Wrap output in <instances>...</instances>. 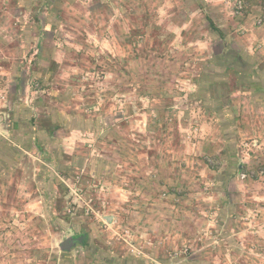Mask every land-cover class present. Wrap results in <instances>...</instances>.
Listing matches in <instances>:
<instances>
[{
  "label": "crops",
  "instance_id": "obj_1",
  "mask_svg": "<svg viewBox=\"0 0 264 264\" xmlns=\"http://www.w3.org/2000/svg\"><path fill=\"white\" fill-rule=\"evenodd\" d=\"M205 1L210 10L197 27L198 12L181 11L177 0H0V179L8 167L14 171L0 181L2 191L23 171L22 148L34 145L50 161L65 159L57 132L81 131L69 125L80 117L92 122L116 167L124 161L126 177L140 183L146 198L161 189L184 197L146 203L140 231L129 223L126 251L107 250L115 263L133 259L130 247L142 245L141 264H162L208 224L221 250L197 243L189 260L171 257L168 264H264V173L242 180L243 165L236 164L241 158L264 169V0H240V10L234 0ZM93 38L113 57L112 66L123 68L122 75L112 68L106 83L109 94L122 96L128 121L116 103L90 113L72 98L79 74L100 64ZM29 48L37 50L31 71L21 65ZM174 48L180 52L168 61ZM37 72L55 103H27L28 77ZM204 183L211 185L207 192ZM69 236H81L77 244L87 238Z\"/></svg>",
  "mask_w": 264,
  "mask_h": 264
},
{
  "label": "rangeland",
  "instance_id": "obj_2",
  "mask_svg": "<svg viewBox=\"0 0 264 264\" xmlns=\"http://www.w3.org/2000/svg\"><path fill=\"white\" fill-rule=\"evenodd\" d=\"M177 1L178 9L181 11L198 12L197 16H194L196 17L195 26L200 27L202 22H205L204 17V21L201 19L208 13V9L210 10L207 6L208 2L205 0ZM93 41L95 56L100 64L98 67L89 68V73L79 74V81L69 88L73 89L72 98L82 109H89L87 112L90 113L99 112L108 102L116 103L122 111L123 120L128 121L124 113L122 96L109 94L106 83L113 69L122 75L123 68L118 69L112 66L113 57L108 58L94 38ZM22 51L21 65L31 71V64L37 50L29 48ZM179 52L177 48L170 50L167 53L168 61ZM29 76L28 96L32 98L27 97V103L38 98L43 99L40 103L43 106L48 102L55 103L56 101H50L49 96L46 95H50V98L53 96L47 93L51 90L50 83H45L38 72L36 75ZM29 91L35 94L30 95ZM70 99L71 96L65 100L68 102ZM69 121L71 127L82 126L84 129L71 131L66 126L57 132L58 139L65 141L64 149H62L65 159L55 161L53 158V161H50L41 148L38 149L34 145L32 149L21 147L17 165L23 162L24 172L22 170L15 172L17 179L11 180L13 181L11 187L3 191L0 188V264H141V257L137 256L142 255V245L130 247L132 249L130 253L133 252L136 257L133 259L121 257L116 263L113 261L114 254L107 255V250L126 251V242H129L128 239L131 240L129 223L131 222L135 225L133 227L140 231L139 224L142 222L143 207L147 206L146 203L155 205L166 199H172L177 203L184 198H182L181 190L173 189L172 193H169L166 189H161L146 198L140 183L131 184L126 177L124 161L118 162L116 167L113 156L107 150V144L99 143L94 138L92 122L83 124L82 119L76 116L69 118ZM7 132L6 135L9 137L10 131ZM130 139L140 144L141 139L137 134L130 135ZM5 143L10 141L6 140ZM24 157L27 159L24 160ZM237 163L243 165L240 171L249 173L251 176L255 175V171L264 170L258 162L246 164L240 158ZM114 168L117 172L115 179L106 177L110 173L114 174ZM12 169L13 166L8 167L4 171L6 176H3L0 181L9 180L14 174ZM210 186L209 183H204L201 189L207 192ZM199 214L202 218L207 217L208 209L205 208ZM134 232L136 233L135 230ZM75 233H85L87 236L85 243L75 244L69 250H62L60 243ZM217 233L213 226L207 224L197 230L192 240H185L175 252L170 251L169 254L175 259L189 260L190 258L187 257L196 251L197 243L205 245L211 243L212 250L218 252L222 246L219 241L212 240ZM111 239L118 244V248L117 246L110 248L111 243L109 244L108 241ZM171 257L163 262L168 264L171 262L170 259H174ZM226 260L231 264L232 260Z\"/></svg>",
  "mask_w": 264,
  "mask_h": 264
},
{
  "label": "water",
  "instance_id": "obj_3",
  "mask_svg": "<svg viewBox=\"0 0 264 264\" xmlns=\"http://www.w3.org/2000/svg\"><path fill=\"white\" fill-rule=\"evenodd\" d=\"M82 237H73L69 236L65 238L61 243H60V248L62 250H69L73 245H75L77 242H81Z\"/></svg>",
  "mask_w": 264,
  "mask_h": 264
},
{
  "label": "built area",
  "instance_id": "obj_4",
  "mask_svg": "<svg viewBox=\"0 0 264 264\" xmlns=\"http://www.w3.org/2000/svg\"><path fill=\"white\" fill-rule=\"evenodd\" d=\"M234 7L236 9H238V10L242 9V7H243L242 2L240 0H234ZM244 146L247 149H249L248 143H244ZM263 173H264V170H262V169L258 171L259 175H262ZM239 176H240L241 179H245V178H247V177H249L251 175H249V173H245L243 171H240Z\"/></svg>",
  "mask_w": 264,
  "mask_h": 264
},
{
  "label": "trees",
  "instance_id": "obj_5",
  "mask_svg": "<svg viewBox=\"0 0 264 264\" xmlns=\"http://www.w3.org/2000/svg\"><path fill=\"white\" fill-rule=\"evenodd\" d=\"M205 18H206V20L208 21L209 26L215 29V27H214V25H213L211 19H210L209 17H207V16H205Z\"/></svg>",
  "mask_w": 264,
  "mask_h": 264
},
{
  "label": "flooded vegetation",
  "instance_id": "obj_6",
  "mask_svg": "<svg viewBox=\"0 0 264 264\" xmlns=\"http://www.w3.org/2000/svg\"><path fill=\"white\" fill-rule=\"evenodd\" d=\"M75 237V236H74ZM77 244V243H76Z\"/></svg>",
  "mask_w": 264,
  "mask_h": 264
}]
</instances>
